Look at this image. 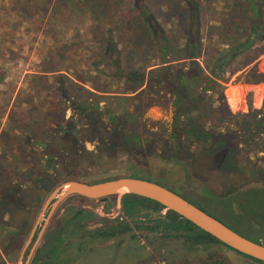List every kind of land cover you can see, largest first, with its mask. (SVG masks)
<instances>
[{
	"label": "rangeland",
	"instance_id": "rangeland-1",
	"mask_svg": "<svg viewBox=\"0 0 264 264\" xmlns=\"http://www.w3.org/2000/svg\"><path fill=\"white\" fill-rule=\"evenodd\" d=\"M181 1L145 0L167 30L176 49L174 54L178 57L181 56L179 49L185 43L182 39L185 12L180 9ZM195 1L200 8L202 26L203 55L200 62L205 66L213 62L217 50L226 48L231 36L242 37L249 32L253 13L243 0ZM255 1L261 2L264 20V0ZM135 13L132 0H0V264L19 263L43 204L56 188H53L54 178L43 170L45 161L36 143L39 140L52 141L48 136L51 130L72 115L68 101L59 91L58 80L65 81L66 78L65 85L76 98L86 97L85 90L103 96L134 95L128 91L133 85L117 77L116 70L109 66L111 61L104 56L103 45L108 30H112L122 53L123 65L133 61L136 48L140 52L147 49L150 39L142 32L144 27L135 18ZM149 60L152 62L150 65L158 64L152 57ZM95 64L100 65L103 75L95 71ZM260 79H264V41L252 51L237 57L227 68L224 94L232 113H247L251 106L262 108L264 84H246L247 81L258 82ZM69 80L77 84L75 89H71ZM90 81L109 93L95 91ZM217 98L209 95L207 102L216 101V105L225 108L223 102L217 103ZM121 104L122 109L130 112L137 103L129 101ZM136 118L126 116V130L147 138L161 134L164 128L169 127L171 113L162 107H152L143 113L141 109ZM226 125L224 121L221 126L225 129L231 127V124ZM87 147L91 151L95 149L91 143ZM192 150L198 151L199 146H194ZM248 153L244 149L246 155L243 154L242 158L247 164L256 163L264 168V147L255 148L250 155ZM93 161L86 160L81 165L85 167L77 168H87L86 174L71 179L81 180L101 171H119L126 177L166 182L189 196L190 199L186 198L190 202L197 205L195 201H201L205 206L207 202H216L215 199H229L226 196L235 188L216 172L192 167L184 171L182 167L168 165L141 151L99 157ZM37 178H41V182H35ZM261 180L258 178L242 188L264 187ZM11 184L20 186V194L26 203L23 210L3 203V195ZM251 197L255 199L253 205L243 207L239 205L241 202L234 204V208L244 215L240 219H232L236 223H255V228H251L264 242V192H257ZM121 201L122 195L112 196L101 204L99 200L74 196L56 211L49 226H61L65 218L82 208L96 212L112 224L130 222L123 215ZM211 209L218 210L225 220L231 219L233 210L230 203L213 204ZM167 212L166 209L160 213L150 211L148 216L143 212L139 226L151 225L153 223L143 222L146 219L153 221ZM46 215L39 221L22 264L26 263ZM102 225L89 223L87 229L64 234L60 249L52 252L51 264H231L223 254L221 244L191 245L182 238H165L161 233H148L136 226L132 232L105 241L85 234L86 230ZM43 242L44 239L39 245Z\"/></svg>",
	"mask_w": 264,
	"mask_h": 264
},
{
	"label": "trees",
	"instance_id": "trees-1",
	"mask_svg": "<svg viewBox=\"0 0 264 264\" xmlns=\"http://www.w3.org/2000/svg\"><path fill=\"white\" fill-rule=\"evenodd\" d=\"M243 1L249 4L253 13L249 32L242 37L231 36L226 48L216 51L213 62L203 66L200 62L203 55L201 16L195 0L181 1L180 9L185 12V32L182 36L185 43L179 49L180 57L175 56L176 49L167 30L145 0H132L135 18L143 25L142 32L150 39V45L141 50L142 53L136 48L132 55L133 61L130 60L126 65H123L122 53L112 30H108L103 48L104 56L111 61L109 66L116 70L117 77L133 85L128 91L134 95L103 96L85 90L86 97L76 98L65 85L67 79L58 80L59 91L63 99L68 101V109L72 111V115L58 124L56 129L51 130L48 136H51L52 141L39 140L36 143L41 148V157L45 161L44 172L54 178L53 188L71 178L83 176L87 168H77L85 167L81 165L86 160L94 162L93 160L99 157L130 155L141 151L168 165L182 167L184 171L192 167L223 175L228 182L235 185L229 196H226L229 199H215L216 202H207L206 206L201 204V201L195 202L201 205L203 211L225 225L228 224V227L240 235L263 244L253 229L255 223H236L233 220L244 215L234 208L235 203L241 202L239 205L243 207L253 205L255 199L251 196L264 192V187L249 186L245 190L242 188L254 183L258 178L264 182V168L256 163L247 164L242 158L244 149L250 153L255 148L264 147V103L260 109L251 106L247 113L234 114L226 105L224 94L225 75L229 65L237 57L252 51L259 42L264 41L261 2ZM149 57L156 59L158 64L150 65L152 62ZM138 59L141 62H136ZM94 66L97 73L104 74L100 65ZM263 82L264 79L258 82L247 81L248 84ZM69 83L71 89L77 87L72 80H69ZM93 89L101 94L109 93L94 86V83ZM209 95H212L213 99L218 96L217 103L223 102L225 108L220 104L216 105V101L208 103ZM129 101L137 104L133 106L132 111L126 112L121 108V103ZM152 107H162L171 113L170 125L164 128L163 133L143 138L126 130V116L137 119L141 109L143 113ZM224 121L227 122L226 126L231 124V127L223 128L221 125ZM32 137L35 138L36 135ZM88 143L95 145L94 151L88 149ZM194 146H199V150L193 151ZM35 182H41V178L35 179ZM20 193V186L11 184L3 195V203L23 210L26 203ZM121 202L123 215L131 222L112 224L92 210L76 209L75 214L65 218L61 226H49L33 264H51L52 252L60 249L62 236L67 232L74 234L79 229H87L89 223L103 224L94 230H86L85 233L103 241L132 232L136 226L139 230L142 228L148 232L161 233L165 238H182L191 245L221 244L210 234L168 210L167 214L159 215L153 221L146 219L143 222L153 224L140 227L139 218L143 212L148 216L150 211L160 213L165 208L155 201L129 194L123 195ZM227 203L231 204L233 212L231 219L225 220L218 210H212L211 206ZM252 260L264 264L259 260Z\"/></svg>",
	"mask_w": 264,
	"mask_h": 264
},
{
	"label": "water",
	"instance_id": "water-1",
	"mask_svg": "<svg viewBox=\"0 0 264 264\" xmlns=\"http://www.w3.org/2000/svg\"><path fill=\"white\" fill-rule=\"evenodd\" d=\"M136 195L162 205L166 210L176 213L181 218L191 222L197 228L210 234L221 242V248L225 257L231 264H251V260H259L264 263V245L250 240L215 217L206 213L178 193L168 189L165 185L135 177H126L119 171H101L87 178L77 180L70 179L59 186L49 195L43 204L35 227L22 250L18 264L25 255V251L31 242L39 221L46 215L35 243L25 264H31L35 252L44 238L53 215L72 196H80L90 200H99L106 203L112 196Z\"/></svg>",
	"mask_w": 264,
	"mask_h": 264
},
{
	"label": "flooded vegetation",
	"instance_id": "flooded-vegetation-1",
	"mask_svg": "<svg viewBox=\"0 0 264 264\" xmlns=\"http://www.w3.org/2000/svg\"><path fill=\"white\" fill-rule=\"evenodd\" d=\"M151 181H157V180H151ZM157 183H159V184H161V185H165L168 189H170V190H172V191H174L175 193H178L179 195H181L182 197H184L185 199H187L186 197H189V196H187L186 194H184L183 192H181V191H177V190H175V189H173L172 187H170L166 182H159V181H157ZM189 199H190V197H189ZM192 199V198H191ZM188 200V199H187ZM189 201V200H188ZM191 203H193V202H191ZM196 205V204H195ZM197 206H200L201 207V205L200 204H197ZM128 220V219H127ZM130 221V220H129ZM131 222V221H130ZM49 228V227H48ZM48 230V229H47ZM147 231V230H146ZM148 232V231H147ZM148 233H150V232H148ZM162 235V234H161ZM41 244V243H40ZM41 245H39L38 246V248L40 247ZM38 248H37V250H38ZM37 250H36V252H35V256H34V258H33V260H32V262H31V264L33 263V261L35 260V257H36V253H37ZM253 261V260H252Z\"/></svg>",
	"mask_w": 264,
	"mask_h": 264
},
{
	"label": "crops",
	"instance_id": "crops-1",
	"mask_svg": "<svg viewBox=\"0 0 264 264\" xmlns=\"http://www.w3.org/2000/svg\"><path fill=\"white\" fill-rule=\"evenodd\" d=\"M248 86H254L253 84H248V83H246ZM261 84H264V82L263 83H261ZM256 107H258V108H260V106H256Z\"/></svg>",
	"mask_w": 264,
	"mask_h": 264
}]
</instances>
